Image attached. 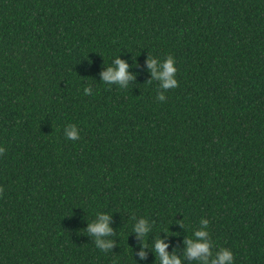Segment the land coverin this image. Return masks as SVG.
<instances>
[{"label": "trees", "instance_id": "trees-1", "mask_svg": "<svg viewBox=\"0 0 264 264\" xmlns=\"http://www.w3.org/2000/svg\"><path fill=\"white\" fill-rule=\"evenodd\" d=\"M116 55L127 88L100 81ZM147 55L175 59L163 102ZM0 148V264H159L155 237L198 264L201 217L213 252L264 264V0H0Z\"/></svg>", "mask_w": 264, "mask_h": 264}, {"label": "clouds", "instance_id": "clouds-1", "mask_svg": "<svg viewBox=\"0 0 264 264\" xmlns=\"http://www.w3.org/2000/svg\"><path fill=\"white\" fill-rule=\"evenodd\" d=\"M147 71L150 73L149 82L152 80L158 81L160 90L156 93V99L163 102L166 97L164 91L175 88L177 80L175 78L176 67L175 59L173 56L168 55L161 59L156 56L147 55L146 58ZM100 73L101 80L105 84H116L120 88H127L129 81L134 80L135 77L132 73L127 71L129 64L126 60L119 58L116 55L107 67ZM92 87L85 86L83 92L86 95L92 94ZM63 134L67 139L78 140L80 139V129L76 124H67L63 129ZM0 151H3L0 148ZM111 215L109 212L98 211L95 218L86 224L87 233L94 238V243L98 249L108 250L113 246L114 241L108 237L113 232L110 226ZM131 232L138 238L147 239V236L153 227L152 222L147 216H136L133 214L130 217ZM209 219L201 217L198 221V227L191 230V234L185 236L183 240L184 252L183 256L192 261H198V264H234V254L231 248L218 247L213 252V240L209 232ZM182 227L183 224L179 223ZM142 246H147L142 245ZM168 243L159 237L153 238L152 250L155 253V258L158 257L159 264H182V257L177 256L175 253L167 251ZM138 255L143 258V247Z\"/></svg>", "mask_w": 264, "mask_h": 264}]
</instances>
